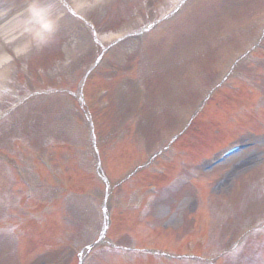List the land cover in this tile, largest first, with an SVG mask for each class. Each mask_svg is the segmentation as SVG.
Wrapping results in <instances>:
<instances>
[{"label":"rangeland","instance_id":"374dc122","mask_svg":"<svg viewBox=\"0 0 264 264\" xmlns=\"http://www.w3.org/2000/svg\"><path fill=\"white\" fill-rule=\"evenodd\" d=\"M64 1L69 9L77 5L81 11L80 15L94 21L99 47L94 46L92 42L87 46L90 39L86 41L79 37V34H74L78 31L77 25L68 30L61 21L60 37V32L56 33L54 30L60 22L52 23L50 26L44 24L48 18L46 15L51 14L49 10L46 12L42 8L39 12L27 8L25 13L11 18V14H16L14 12L8 14V10L12 8L4 7L3 3L11 4L12 0H0V46L11 50L10 55H14L19 63L29 62L24 66L32 70V74L27 76V82L23 85H19L21 78L16 79L22 75L18 71L19 63L12 67V82L9 75L1 74L0 102L4 99L2 95L4 93L7 95L6 92L11 91L7 89L9 85L18 90L32 87L34 91L59 87L70 91L79 89L85 72L84 67L94 61L100 46L108 45L117 37L134 33L139 26L137 18L144 13H139L133 20H126L124 14L129 6L124 0ZM137 1L131 0L132 4ZM153 1L148 8L151 15H162L164 12L162 8L171 6H166L169 4L167 0H163L165 2L161 6L158 4L161 0ZM220 1L223 3L222 8H214L216 6L213 2L206 11L194 14L190 18L191 21L185 25L182 21L179 27H174L173 33L164 37L163 43L154 44L152 40L149 44H140L136 39L127 40L124 49L121 50L125 54L109 57L111 64L108 62L94 75L88 89L89 101L95 99L94 96L100 91L108 90L113 96L112 99L110 97L112 106L109 109H96L97 115L94 112L102 139L110 136L111 129L117 130L114 134L116 136L122 117L127 116V122L129 121L126 131L132 137V144H129L128 140L131 139L129 137L127 140L122 139L126 145L113 150L110 146L105 147L106 155L110 158L107 160L106 168L114 179L147 162L155 152L170 142L171 137L183 129L221 71L227 69L226 66L234 55L245 51L248 41L244 40V37L258 31V19L264 15V0ZM209 10L211 12L208 13ZM54 14L58 21L61 16L55 10ZM224 28L235 29L238 43L230 52H222L220 47L208 50L207 47H213V44L219 42V35ZM32 31L34 35L25 41L26 44L32 43V48L23 49L21 52H26L21 55L15 54L19 51L16 48L21 47L23 43L16 45L14 39L22 33L27 35ZM37 34L40 35L36 36ZM88 34L92 41L91 31ZM40 37L45 38L44 41ZM42 42L44 45L38 48ZM164 50L167 52L166 55L161 54ZM190 53H193L191 59H183V56ZM186 61L190 66L184 64ZM249 61L251 59L245 60ZM117 63H121L130 72L126 75H112V67ZM142 68L148 71L138 83L146 96L144 103L139 105V100L143 99L144 94H139L140 88L138 93L136 92L135 81L138 71ZM39 71L46 75L43 79L37 78ZM182 71H187L188 74L182 75ZM232 86L248 87L238 92L231 104L218 96L221 100L210 109L208 116L212 122L217 123L215 126L218 129L210 127L202 136L198 134L194 141V151L187 149L189 143H185L182 150L178 149L177 155L170 154L167 157L170 160L167 176L155 175V171L150 170L126 185L123 205L129 200V203H133L135 195L147 189L150 184L157 183L160 186L156 193L151 194L152 196L144 194L140 197V202L146 199L148 203L145 211L142 210L146 214L142 217L144 221L137 222L140 212L133 214L125 212L118 215L116 209L115 214L116 223L120 226L116 225L115 229L121 228L123 231L116 235L122 237L116 239L117 246L136 245L181 253L189 250L186 246L188 239L210 232L208 234L210 246L205 251H202L204 247L201 246L200 251L202 256L212 261L200 262L185 258L183 261L170 262L150 259L139 253L134 256L143 258L137 259L136 264H215V258L223 264H264V236L255 237L244 249V253L241 252L236 257H221L222 259L217 257L220 251L229 248L233 241L244 236L247 230L264 222V60L240 65L234 75ZM203 88L206 89L202 91ZM249 89L254 93L250 94ZM119 93L123 99V111H120L118 106L113 111V98ZM242 106L250 107L254 115L246 117ZM4 115H0V121ZM135 117L140 118V121L134 123ZM254 117L255 121L249 120ZM2 123L0 125H3ZM40 125L39 123L38 126ZM1 130L3 131L2 126L0 150L8 149L15 153L12 144L7 143ZM254 134L257 135L251 136ZM42 136L43 131L35 130L32 139L40 142ZM242 139L249 141L250 149L233 155L218 166L211 167L212 161H204L198 167L200 161L209 157L216 149ZM92 152L94 153L93 150ZM17 153L18 156H22L21 150ZM30 155L31 151L23 153L27 158H31ZM57 159L58 162L61 161L60 153ZM82 160L84 163L89 162L87 159ZM132 160L134 163L128 166ZM76 167V171L79 172H71L67 180L73 179L71 184L88 195H85V198H73L68 203L71 211H76L81 205L87 206L93 216L91 220L86 218L88 230L91 232L85 237L75 225L78 230L66 234L68 239L74 237V243L79 239L77 246L81 247L99 237L103 225L101 211L105 192L92 176L93 170H90L88 164L84 166L83 171L77 162ZM36 172L43 179H50L48 175L41 174L39 169ZM4 176L5 173L0 170V180ZM164 182L169 184L164 187L161 185ZM135 184L138 186L134 187ZM14 188L13 205L21 198L19 205L9 208L7 199H3L7 188L0 186V218L3 219L4 214L9 217V223L0 226V264H74L73 256L68 254L67 247L44 246L50 243L55 245L57 240H62L64 234L62 211L59 209L62 207L61 201L57 200L55 209L46 213L41 211L45 205L39 202L41 199L48 201L56 199L57 191L47 192L45 196L38 194L36 197L39 201L28 202L25 198L26 187L17 182ZM118 196L120 197V194ZM118 199L120 198L116 197L114 202L116 208L120 205ZM201 227L202 233H199L198 229ZM109 244H104L101 249L94 251L88 259L89 264H135L128 261L132 260L133 257L128 256L132 254L123 253L118 247L112 249ZM118 257H121L119 261Z\"/></svg>","mask_w":264,"mask_h":264}]
</instances>
